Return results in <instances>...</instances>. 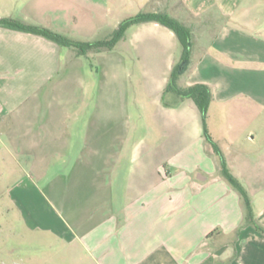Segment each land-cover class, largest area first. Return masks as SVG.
<instances>
[{
    "label": "crops",
    "instance_id": "obj_1",
    "mask_svg": "<svg viewBox=\"0 0 264 264\" xmlns=\"http://www.w3.org/2000/svg\"><path fill=\"white\" fill-rule=\"evenodd\" d=\"M77 2L92 4L93 12L103 4L109 18L116 11L126 18L167 12L192 32L191 60L179 80L180 87L205 84L212 91V101L243 98L264 107V40L257 37L264 34V27L256 23L252 37L243 32L244 14L238 13L245 0ZM34 10L44 14L40 7ZM4 14L0 11V18L10 17ZM32 20L27 24L45 26ZM124 39L127 50L136 53L131 60L134 66L141 62L145 77L153 76L163 109L195 111L197 107L189 99L172 108L162 103L171 71L182 54L176 35L150 22L130 27ZM160 51L165 64L157 75L158 64L143 59ZM78 60L70 48L0 27V120L31 99H52L58 83L78 84L80 77L72 66L79 65ZM64 92L60 93L61 100L69 99L71 96ZM75 96L68 114L64 113L66 108L61 114H52L51 121L58 120L61 130H69L74 120L82 142H44L53 129L52 122L46 123L48 113L42 118L36 116L35 122L28 120L27 134L11 142L14 157H28L35 164L45 163L52 156L68 159L78 149V162L92 168L77 177L92 180L95 204L86 209L77 225L62 214V223L49 219L46 226L50 231L60 234L67 246L73 237L78 241L79 255L90 257L95 264H264V235L245 225L242 200L222 177L218 156L208 151L206 142H194L180 154L172 153L167 160L175 171H164L166 154L160 142H99L98 120L93 113L84 116L85 94L76 92ZM109 115L112 117L115 111L110 110ZM56 145L59 149L53 153ZM230 145L239 148L238 152H223L224 159L232 174L246 186L255 216L264 226V142H256V150H242L239 142ZM120 161L124 167L118 166Z\"/></svg>",
    "mask_w": 264,
    "mask_h": 264
},
{
    "label": "rangeland",
    "instance_id": "obj_2",
    "mask_svg": "<svg viewBox=\"0 0 264 264\" xmlns=\"http://www.w3.org/2000/svg\"><path fill=\"white\" fill-rule=\"evenodd\" d=\"M36 7L44 14H37ZM66 8L72 11L67 12ZM0 11L26 23L34 19L43 23L44 28L82 42L110 38L117 24L127 19L119 11L109 18L103 4L93 12L92 4L77 0H0ZM240 13L244 14L241 28L246 36H255L256 23L264 27V0H245ZM257 37L264 40V34ZM78 57L79 65H72L80 77L78 84L71 86L65 82L60 86L58 83L52 99H31L0 120V142H3L0 144V264H95L90 257L79 255L78 241L71 235L67 246L60 234H54L46 226L49 219L62 223L61 214L77 225L86 209L93 207L92 180L77 177L78 173L91 172V166L78 162V149L68 159L52 156L45 163L35 164L28 157H14L11 146V142L18 141L16 137L27 134L28 120L35 122L36 116L42 118L48 113L46 123H51L52 114H61L66 108L67 115L76 101V92L85 94L84 116L93 113L98 120L99 142H115V145L117 142H160L166 154L164 171L174 170L167 157L191 148L194 142H206L208 151L216 155L204 137L199 110L186 109L180 114L163 109L153 76L145 77L141 62L134 66L131 60L134 61L136 53L127 50L125 39L113 51ZM143 60L158 64L157 75L162 72L165 58L161 51ZM54 83H50L51 88ZM62 90L71 97L61 100ZM98 104L99 115L96 114ZM110 110L115 111L112 117ZM52 124L51 137L42 141L82 142L83 136L74 120L70 121L69 125L74 126L69 130H61L58 120ZM207 130L222 154L238 152L239 148L230 145L232 142L241 143L242 150H256V142H264V107L243 98L212 101L207 113ZM41 139L37 135L38 142ZM58 149V145L54 146L53 153ZM120 163L118 166L124 167V162Z\"/></svg>",
    "mask_w": 264,
    "mask_h": 264
},
{
    "label": "trees",
    "instance_id": "obj_3",
    "mask_svg": "<svg viewBox=\"0 0 264 264\" xmlns=\"http://www.w3.org/2000/svg\"><path fill=\"white\" fill-rule=\"evenodd\" d=\"M150 22L158 23L170 29L176 35L182 46L181 58L173 67L168 86L162 95L163 105L172 108L177 107L185 99H191L194 102L203 119L204 137L206 141H210L208 143L213 146L216 155L219 157L221 175L239 194L242 200L245 213V225L252 227L255 231L264 235V226L255 216L246 186L231 173L218 144L213 141L208 133L207 113L213 98L210 87L205 84H196L182 88L179 85L180 78L188 70L192 55V32L182 22L167 12L139 13L122 21L110 38L93 42L72 40L50 29L34 26L15 19L0 18V27L41 36L56 43L60 47L74 50L77 56H88L91 53L97 54L115 50L116 45L125 38L126 32L130 27Z\"/></svg>",
    "mask_w": 264,
    "mask_h": 264
}]
</instances>
